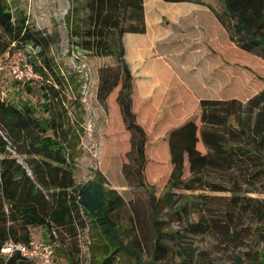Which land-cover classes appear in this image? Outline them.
<instances>
[{
  "label": "trees",
  "instance_id": "obj_1",
  "mask_svg": "<svg viewBox=\"0 0 264 264\" xmlns=\"http://www.w3.org/2000/svg\"><path fill=\"white\" fill-rule=\"evenodd\" d=\"M90 3L92 25L86 30L89 37L85 38V48L117 58L114 68H101L99 94H108L122 79L117 102L127 128L132 130L130 143L135 149V160L143 164L146 133L132 111L133 76L124 59L122 41L126 32L144 31L142 0ZM223 3L225 16L217 17L230 42L264 60V0ZM0 29L7 44L38 45L45 39L40 32L31 30L24 17L15 18L6 0H0ZM108 34L112 35L107 37ZM30 63L39 77L40 108L26 100L15 102L0 97V264H38L17 250L7 255L1 251L7 242L28 245L30 229L34 227L47 230L53 251L55 248L67 264H80L76 241L79 229L86 227L103 254L97 257V249L92 251L90 264H116L119 251L133 257L135 264H166L176 259L185 264L195 252L190 246L184 247V237L203 234L209 225L202 215L198 221L188 219L191 205L204 209V199H211L204 191L232 192L226 207L209 215L227 229L236 208L247 205L256 210L239 191L243 184L264 178V87L244 102L224 98L221 91L214 97L200 91L194 112L164 131L171 171L163 194L156 196L148 188L155 240L150 259L143 261L129 242L136 239L131 234L133 217L127 218L129 227L113 219L122 203L117 191L105 190L102 175L82 184L74 180L73 144L84 133V109L77 91L83 79L81 72L61 68L43 52L36 62ZM205 77L211 79L209 74ZM218 82L224 92V82ZM105 86L107 90H103ZM133 174L141 177L139 169ZM192 192L197 195L194 197ZM195 198H202L200 204L190 203ZM239 198L244 202H238ZM175 220L184 226L174 229ZM66 241L72 244L70 248L65 246ZM258 264H264V256Z\"/></svg>",
  "mask_w": 264,
  "mask_h": 264
},
{
  "label": "rangeland",
  "instance_id": "obj_2",
  "mask_svg": "<svg viewBox=\"0 0 264 264\" xmlns=\"http://www.w3.org/2000/svg\"><path fill=\"white\" fill-rule=\"evenodd\" d=\"M90 1L6 0L15 18L24 17L31 30L40 32L45 39L38 45L7 44V38L0 29V97L15 102L26 100L40 108L42 99L38 91L39 77L36 75L28 80L24 76L22 80H17L12 67L16 61L21 65L25 62L29 63V60L36 62L41 52L47 53L61 68L81 72L83 79L77 91L81 96L84 109V133L80 140L73 144L75 183L82 184L94 177L103 176L105 190H116L122 198V203L115 210L113 219L129 227L127 218L130 215L133 217L135 226L131 234L136 239L129 242L136 248L140 258L148 261L155 240V232L150 223L151 204L148 188H152L156 196L163 194L171 171L167 146L163 140L169 120L153 122L150 114L142 116L136 113L138 105L134 108L133 104L134 92L137 93L136 77L132 68L139 59L124 52V59L133 76L132 111L135 113L136 122L146 133L145 162L143 164L137 162L135 149L130 143L132 130L127 128L117 102L122 79L118 80L117 85L108 94L105 92L99 94L100 70L103 67L114 68L117 58L113 55H98L85 48L87 45L85 38L89 37L86 30L92 25ZM111 35L108 34L107 37ZM222 44L219 56L216 53H210V57L204 60L205 66H210L208 74L211 76L209 80L204 78V89L198 87L199 84H196V76H194L200 69L201 59L186 57L184 49L179 53L178 58H165L182 81L178 80L177 86L173 87L172 91L164 92L161 101H167L173 105L180 102L189 104V117L195 110L197 98L201 96L200 91L208 97L219 96L218 93L221 91L224 95L220 96L224 98L233 97L244 102L264 87V79H262L264 60L242 50L239 51L228 37ZM179 45L184 48L185 44ZM148 61L144 60L143 67ZM136 67L140 68V65ZM218 81L224 82V92ZM103 90H107V86ZM177 94L183 95V99L177 97ZM144 102L147 100L139 104ZM162 117H169V113H164ZM9 150L12 152L10 148ZM10 154L15 156L13 152ZM137 169L141 173L140 178L133 174V171ZM173 192L190 193L184 190H173ZM203 193L211 196V199H204V209L191 205L188 219L198 221L202 215L204 222H209V225L203 234H190L184 237L186 238L184 247L190 246L195 252L194 258L186 261L185 264H258L260 258L264 256V178L242 185L239 193L250 199L256 210L247 205L236 208L228 229L222 222L209 218V215H212L213 211L223 210L229 203L232 192L204 191ZM192 194L195 197L197 192ZM201 201L202 198H195L191 199L190 203L200 204ZM237 201L244 202L240 198ZM230 206L233 210L234 204ZM209 208H211L210 211H208ZM182 226L184 224L178 223L177 220L172 224L176 230ZM30 233V242L52 246L49 234L44 228H31ZM76 242L80 264H90L91 253L93 254L92 251L96 249L97 257L103 255L100 244L91 237V231L87 227L83 230L79 229ZM65 246L70 248L72 244L66 241ZM4 254L7 255V253ZM116 256V264H135L133 257L123 251H119ZM178 260H170L166 264H181L182 262ZM50 264H67L55 248L53 251V247Z\"/></svg>",
  "mask_w": 264,
  "mask_h": 264
},
{
  "label": "crops",
  "instance_id": "obj_3",
  "mask_svg": "<svg viewBox=\"0 0 264 264\" xmlns=\"http://www.w3.org/2000/svg\"><path fill=\"white\" fill-rule=\"evenodd\" d=\"M142 7L144 31L126 32L122 36L124 52L139 59L132 68L137 89V93L134 92L133 104L134 108L138 105L136 113L142 116L150 114L153 122L169 120L166 130L183 122L189 115L190 106L184 102L173 105L161 101L163 93L172 91L178 80H181L165 58H178L184 49L186 57L201 59L200 69L194 76L198 87L204 89V76L210 70L209 65L204 66V60L210 57V53L219 56L222 43L228 37L226 29L217 17L225 16L224 3L223 0H142ZM131 23L135 24V21ZM181 43L185 44L184 48L179 45ZM145 59L149 61L143 67ZM139 65L140 68H137ZM192 80L193 78V86ZM177 97L183 99L181 94H177ZM143 100L147 102L139 104ZM164 113H169V117L163 118Z\"/></svg>",
  "mask_w": 264,
  "mask_h": 264
},
{
  "label": "built area",
  "instance_id": "obj_4",
  "mask_svg": "<svg viewBox=\"0 0 264 264\" xmlns=\"http://www.w3.org/2000/svg\"><path fill=\"white\" fill-rule=\"evenodd\" d=\"M12 72L14 73V76L17 80H22L24 76H26L27 79L30 80L31 77L36 76L30 62H25L21 65L18 61H16L15 65L12 67ZM53 234L55 235L54 231ZM14 250H17L20 255L27 260H35L38 264H50L52 246H50L49 244H36L30 242V244L26 245L23 243L7 242L1 249L3 253L7 254H11Z\"/></svg>",
  "mask_w": 264,
  "mask_h": 264
}]
</instances>
